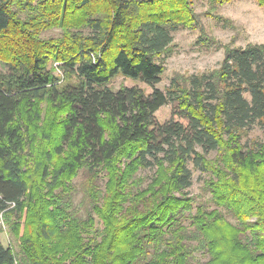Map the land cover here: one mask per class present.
Instances as JSON below:
<instances>
[{"label": "trees", "instance_id": "16d2710c", "mask_svg": "<svg viewBox=\"0 0 264 264\" xmlns=\"http://www.w3.org/2000/svg\"><path fill=\"white\" fill-rule=\"evenodd\" d=\"M196 2L0 0V264H264V140H243L264 133V43L156 87ZM190 164L217 207L195 208Z\"/></svg>", "mask_w": 264, "mask_h": 264}, {"label": "rangeland", "instance_id": "374dc122", "mask_svg": "<svg viewBox=\"0 0 264 264\" xmlns=\"http://www.w3.org/2000/svg\"><path fill=\"white\" fill-rule=\"evenodd\" d=\"M196 11L200 14L202 27L195 29L181 28L174 32L172 49H170L171 52L165 60V72L156 87L167 88L171 79L175 76L185 77L219 68L225 56V47L228 45L246 46L249 43H264V6L259 5L256 0H231L224 3L197 0ZM59 32L60 29L54 28L44 32L43 35L47 37L56 36ZM204 36L209 38L210 46L206 43L201 45L200 38ZM124 85H138L145 89L147 93L153 90V87L145 82L122 74L116 75L110 82V86L115 89ZM173 110V104H166L156 112V117L160 122H165L172 117ZM252 139L264 140V133L260 128L250 130L243 138L248 143ZM211 156H214V153ZM190 167L193 171V184L187 191L189 195L195 198V208L200 203H205L210 209L217 207L210 200V192L204 187V181L208 178V173L194 169L192 164H190ZM153 174L154 169L151 168L139 171L137 176L143 177L144 180L139 188L146 187ZM83 179V172L74 179V184L77 187L74 206L85 217L87 206L83 204ZM226 216L230 221L236 223V219L231 214L226 212ZM3 220V216L0 215L2 228L0 237L5 245H11V243H14V238L8 225ZM97 226L101 228V222L98 221ZM197 257L201 260L207 258L201 252H197Z\"/></svg>", "mask_w": 264, "mask_h": 264}]
</instances>
